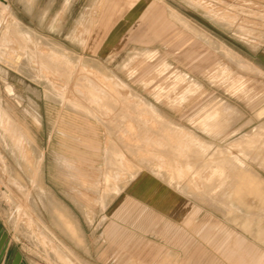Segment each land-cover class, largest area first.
Returning a JSON list of instances; mask_svg holds the SVG:
<instances>
[{"label": "rangeland", "instance_id": "374dc122", "mask_svg": "<svg viewBox=\"0 0 264 264\" xmlns=\"http://www.w3.org/2000/svg\"><path fill=\"white\" fill-rule=\"evenodd\" d=\"M4 3L0 264H264V0Z\"/></svg>", "mask_w": 264, "mask_h": 264}, {"label": "water", "instance_id": "95a60500", "mask_svg": "<svg viewBox=\"0 0 264 264\" xmlns=\"http://www.w3.org/2000/svg\"><path fill=\"white\" fill-rule=\"evenodd\" d=\"M0 237H1L0 238V260H1V257L4 254V251L6 250V248L2 249V246H1V244L4 242V240L6 238V232H4L2 229H0ZM21 261H22V255L20 252H18L15 249V253H14L13 260H12L11 264H20Z\"/></svg>", "mask_w": 264, "mask_h": 264}, {"label": "crops", "instance_id": "0c3cea01", "mask_svg": "<svg viewBox=\"0 0 264 264\" xmlns=\"http://www.w3.org/2000/svg\"><path fill=\"white\" fill-rule=\"evenodd\" d=\"M3 1L5 2L4 3L5 6H7V7H9V6L11 7L12 6L13 7V0H10V1L9 0H3ZM1 225L5 226L4 223H3L2 217H0V228L2 227Z\"/></svg>", "mask_w": 264, "mask_h": 264}, {"label": "built area", "instance_id": "2783aa9c", "mask_svg": "<svg viewBox=\"0 0 264 264\" xmlns=\"http://www.w3.org/2000/svg\"><path fill=\"white\" fill-rule=\"evenodd\" d=\"M4 192H5V187H4V185L2 184V182L0 180V203L2 201V195H3Z\"/></svg>", "mask_w": 264, "mask_h": 264}, {"label": "bare ground", "instance_id": "6f19581e", "mask_svg": "<svg viewBox=\"0 0 264 264\" xmlns=\"http://www.w3.org/2000/svg\"><path fill=\"white\" fill-rule=\"evenodd\" d=\"M19 57V56H18Z\"/></svg>", "mask_w": 264, "mask_h": 264}]
</instances>
